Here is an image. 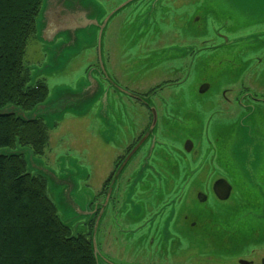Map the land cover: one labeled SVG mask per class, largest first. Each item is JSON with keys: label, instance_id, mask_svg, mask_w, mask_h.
Instances as JSON below:
<instances>
[{"label": "flooded vegetation", "instance_id": "flooded-vegetation-1", "mask_svg": "<svg viewBox=\"0 0 264 264\" xmlns=\"http://www.w3.org/2000/svg\"><path fill=\"white\" fill-rule=\"evenodd\" d=\"M136 1L138 20L133 29L144 33L145 42L132 44L141 50L135 55V62L140 54L148 53L140 58H147L149 62L152 55L150 38L156 32L160 34L162 26L172 29L174 25L177 32L186 31L180 37L185 39L157 48L165 51L160 53L163 64L166 57L175 56L177 52L187 56V52L195 59V64L204 65L209 72L205 79L200 77L198 84L194 82L191 92L183 93L181 89L188 79L180 76L183 72L186 74V59L166 60V64L170 62L166 77L157 84L147 82L140 86L120 80L115 74L113 83L102 81L105 88L108 87L110 105L103 110L95 108L101 116L98 135L101 142L113 148L116 154L97 188L91 186L89 176L81 180L80 201L88 204L89 215L79 216L67 226L72 234L85 237L91 244L97 228L102 242V246L98 242L100 250L115 264H235L238 254H247L246 258L237 260L238 264H264V208L260 210L264 195L250 187H237L236 191L232 180L235 166L230 164L233 158L226 152L227 143L223 136L232 133L234 123H227L226 129L224 123H220L222 116H229L232 110L240 115L241 110L244 111L243 104L251 102L257 107V103H264V96L251 92V87L244 82H232L229 87L220 84V77L229 70L240 74L239 79H242L250 64L264 65L255 51L251 52L249 63L244 59L238 66L227 64L231 62L229 58L242 55L243 47L247 51L255 44L258 48L264 47V30L257 36L246 32L232 37L228 30L233 28L228 23L230 18L224 0ZM126 8L127 5L117 15ZM113 17L107 20L103 31L105 38ZM177 17L180 19L171 25V18ZM206 21L210 24L207 25ZM189 28L197 34L211 36L188 42L186 33ZM172 35L175 40L180 39L177 33ZM60 41V38L56 39V43ZM205 50L210 51L206 62L198 58ZM47 57L45 53L43 64ZM126 58L127 53L122 59ZM96 62L88 66L85 76L95 66L102 72L100 77L108 78L103 74L99 59ZM151 63L148 65L153 71L157 67ZM71 85L75 87L74 83ZM215 86L221 91L214 96L211 92L210 96L209 92ZM178 87L180 92H175L176 96L170 95L172 89ZM88 88L91 91L93 85ZM231 93L239 97L236 98L237 106L229 108L232 99L228 94ZM188 98L194 99L195 104L199 100H205V103L197 108L189 106ZM217 99L224 102L222 107L213 102ZM219 111L224 114L220 116ZM48 136L49 141V130ZM44 151L42 156L46 154ZM57 162L59 164V160ZM54 168L57 169L58 165ZM83 192H88V199ZM234 193L240 196L237 202ZM219 206H222V218L221 212L215 208ZM68 207L74 211L70 199ZM245 216L253 221L241 225ZM251 225H255L256 230L258 226L262 227L259 237L237 235L241 234V228L249 229ZM258 238L262 239L259 241ZM132 245L137 251L130 258L127 257L129 252L125 255V250ZM253 245L255 247L245 254ZM117 249H122L123 255L114 253Z\"/></svg>", "mask_w": 264, "mask_h": 264}, {"label": "rangeland", "instance_id": "rangeland-1", "mask_svg": "<svg viewBox=\"0 0 264 264\" xmlns=\"http://www.w3.org/2000/svg\"><path fill=\"white\" fill-rule=\"evenodd\" d=\"M123 1L124 0H85V4H87L94 13L100 12V14L94 16L95 20H90L94 25L89 28L87 34H80L77 36L78 43L75 45L76 47L71 50L65 47V44L68 43L66 35L57 37L56 39L60 38L61 41L56 43L55 39L51 45H46L41 38L32 39L27 47L25 64L32 69V74L35 76H37L35 74L36 71L39 72L38 68H44L46 64L47 68H50L53 66V59H59L58 67L47 69V72H39V74L44 75L45 81L49 87V95L45 100L49 103V106L45 110V115L43 116L50 135L48 146L44 151L46 154L45 156H35L30 150H27L24 157L26 159L27 156V167L29 165L33 168L31 174L34 175L35 169L45 172L46 176L40 174L35 175H40L46 179L48 194L56 204L60 217L68 225H72L79 216L87 217L89 215L88 204L80 201L78 189L80 188L81 180L89 176L91 186L97 188L105 177L109 165L116 154L113 148H108L104 142H101L98 135L101 116L95 111V108L103 110L110 105L108 87L105 88L102 81L106 80L113 83L115 80L113 74H115L120 80L134 82L140 86H143L147 82L157 84L166 77L165 74L170 64V62L166 64V60L186 59V74L183 72L180 76L184 80L188 79L187 84L185 86L183 84L184 87L182 86L183 88L181 90H183V93L191 92L194 82L200 81L201 76L205 79V76H207L209 72V68L206 67L207 69H204V65H199V63L195 64V59L191 58L187 52V56H184L181 52H177L175 56L166 57L163 64V55H160V53L165 51L158 50L157 48L166 43H179L185 39L180 37L184 36L186 31L181 34V32H177V27L173 25L174 21L180 19L179 17L176 19L171 18V25H173L172 29L171 27L168 28V26H162L160 34L156 32L149 40V43L152 45L150 47L152 49L150 50L152 55L149 62H152V66H156L157 68L150 71L148 59L144 58L143 60L140 58L142 55H148V52V54H140L138 56V62H135V55L137 53L139 54L141 50H138L139 48L137 46L134 48L132 44L135 45L137 42H145V36L143 35L144 33H139L141 30L135 31L133 29L137 27L136 21L138 20L136 18L137 1L128 0L123 3L125 5L120 8L123 5L121 4ZM223 3L225 4L228 17L230 18L228 23L229 25L232 24L231 28L233 29L228 30L232 37L244 35L246 32H253V34L257 36L264 30V0H224ZM126 5L127 8L117 15V12L126 7ZM115 8L120 9L113 14V16H115H112L114 19L111 21L109 29L107 27L108 32L105 38V36H103V31L107 24V18L113 13ZM199 21V24H201L202 20ZM206 24H210V21H206ZM120 27L123 28L119 30ZM203 27L206 28V26ZM193 28H189L190 30L186 33L188 35V42H197L196 38L200 37L210 38V34H197ZM173 33H177V37L180 38L178 41L173 38ZM59 43L62 44L59 52L56 53L55 49L58 47L57 45ZM127 44L131 45L127 46ZM257 45L258 44H255L254 47L248 51L243 47L242 55L240 54V56L229 58L228 61L231 60V62L227 64L238 66L244 59L249 63V57L252 51H255L257 57L261 58L264 62V47L258 48ZM234 49L237 50L235 47ZM203 52L202 56L198 58L206 62V60L210 58V51L205 50ZM45 53L48 57L47 61L43 64ZM125 53H127V58L122 59ZM49 58L50 62L48 63ZM98 59L103 74L107 75L108 78L100 77L99 75H101L102 72L95 66L92 67L88 71L87 76H85L88 66L97 63L96 60ZM176 66H179V64H176ZM217 72H219V70H217ZM211 74H213V72ZM197 75L198 77L195 80L194 77ZM232 75L234 77H232ZM239 76L240 74L232 73L229 70L220 77V84L229 87V83L244 82L247 87H251L249 88L251 92L258 96H264V65L256 67L254 64H250L248 72H245L242 79H239ZM72 83H74L75 87H72ZM198 83L199 82H197V84ZM92 85L93 89H91V91L89 90L91 94L85 95V89H89L88 87ZM178 91L180 92L179 87L172 89L170 95L176 96L175 92ZM219 91H221V88L215 86L210 90L209 95L211 96L212 92L214 96ZM195 92L196 89L194 90V93ZM61 95H66L67 98L63 99ZM195 95L197 94L195 93ZM228 95L232 99V105H230L229 108L237 106L236 104H238V102L236 98L239 96L233 93ZM187 101L189 102V106H195L196 108L205 103V100H199L195 104L194 99L190 98H188ZM213 102L218 104V107H222V104H224L221 99L213 100ZM257 104V107L251 105V102L243 104L242 107L244 111L241 110V116L235 114L233 110L229 116H222L224 114L220 113L222 110L219 111V113L220 116L223 117L220 123H224V129L227 128V123H234V130L232 133L224 134L223 136L225 143H227L225 144L227 147L226 152L233 158L232 162L230 159V164L235 166L233 170L234 179L232 177V180L233 183L235 182L234 186H236V191H238L237 187H250L257 189L259 193L264 195V103ZM184 107H186L185 104ZM19 148L21 147H17L14 150ZM219 149H221V147ZM58 160L59 164L57 162ZM57 165L58 168L55 169L54 167H57ZM220 172H222L221 169ZM83 193L88 199V192ZM233 196L234 198L236 197L234 199L235 202H237V199L240 200L239 194V197L236 196L235 193ZM69 199L74 205V211L71 210L73 209L72 207L71 209L68 207ZM233 205L232 203V206ZM248 207L251 208V206ZM215 208L217 211L221 212L222 206ZM225 208L227 209L226 206ZM263 208L264 205L262 204L260 210H263ZM260 210H256V212ZM222 217L223 213L221 212V218ZM252 221V219L245 216L241 225L243 223L250 224ZM128 227H131V225H128ZM261 229V226H258L256 230V226L251 225L249 229L241 228V234L237 235L246 234L259 237L261 235ZM109 234L112 235L111 233ZM93 238L97 243L98 251L103 256V258H99L101 261L100 264H104L103 262L115 264L108 260L100 250L99 244L101 243L102 246V242L97 235V228H95L93 232ZM261 239L262 238H258L259 241ZM127 245H129V243ZM254 247L255 245L251 246L245 254ZM136 251L137 249L135 246H128L125 250V255L129 252L127 257L131 258ZM114 253L123 255L122 249H117ZM246 255H236L235 264H238L237 260L239 258H246ZM177 261L179 262L180 260L177 259Z\"/></svg>", "mask_w": 264, "mask_h": 264}, {"label": "trees", "instance_id": "trees-1", "mask_svg": "<svg viewBox=\"0 0 264 264\" xmlns=\"http://www.w3.org/2000/svg\"><path fill=\"white\" fill-rule=\"evenodd\" d=\"M43 1L0 0V110L29 113L49 95L44 75L25 64ZM48 139L43 118L0 114V151L26 147L39 156ZM47 188L23 154H0V264H97L91 242L70 232Z\"/></svg>", "mask_w": 264, "mask_h": 264}, {"label": "water", "instance_id": "water-1", "mask_svg": "<svg viewBox=\"0 0 264 264\" xmlns=\"http://www.w3.org/2000/svg\"><path fill=\"white\" fill-rule=\"evenodd\" d=\"M125 4H123L120 8H122ZM119 8V9H120ZM119 9H115L113 13H111L107 20L110 19L114 13H116ZM95 14V15H94ZM99 13H94V11L88 7L87 4H85V0H44L43 6L40 12V17L37 22L38 26V38H41L46 45H51L54 40L57 37H60L61 35H66L68 39V43L65 44V47L69 48L70 50L76 47L75 45L78 43L77 36L80 34H87L89 31V28L94 25L91 23V19H94V16L99 15ZM62 43H59L55 49V52L58 53L60 50ZM54 50V49H53ZM49 51V46H48ZM51 58V56H50ZM50 58L48 60V63L50 62ZM101 60V57H100ZM52 67L47 68V64L44 66V68H38L39 72H47V69H54L59 66V59H53L52 61ZM37 69V70H38ZM36 71V75L39 73ZM85 95L91 94L89 89H85L84 91ZM63 99H66V95H61ZM49 106L48 102H44L42 104L37 105L31 112L25 113L20 108L16 107H8L5 109L0 110V114L7 115L11 113H16L17 115L22 116L23 118L31 121L36 119L37 117L43 118L45 115V110ZM27 150H30L29 148H19L17 150H1L0 154H23ZM31 151V150H30ZM32 152V151H31ZM33 154V152H32ZM27 161V156H26ZM33 168H31L29 165L27 167L28 173H31ZM35 174H40L43 176H46L45 172L42 170L35 169ZM92 249L93 254L95 256L97 264H100L99 258H103L102 254L98 251L97 243L95 239L93 238L92 243Z\"/></svg>", "mask_w": 264, "mask_h": 264}]
</instances>
